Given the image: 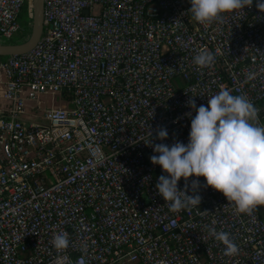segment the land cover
I'll use <instances>...</instances> for the list:
<instances>
[{
    "label": "built area",
    "instance_id": "1",
    "mask_svg": "<svg viewBox=\"0 0 264 264\" xmlns=\"http://www.w3.org/2000/svg\"><path fill=\"white\" fill-rule=\"evenodd\" d=\"M33 1L0 0V37L17 32L23 4L32 18ZM189 7L42 0L40 38L0 60L9 103L0 115V264H264V205L238 213L208 186L198 206L174 212L155 191L162 170L142 140L150 131L154 143L186 142L189 98L206 105L227 87L264 125V14L253 3L198 23ZM200 50L214 62L195 66ZM40 98L50 102L24 119L27 101ZM157 126L168 131L163 141ZM208 228L229 233L238 252L224 255ZM60 232L69 245L58 250L50 241Z\"/></svg>",
    "mask_w": 264,
    "mask_h": 264
},
{
    "label": "clouds",
    "instance_id": "2",
    "mask_svg": "<svg viewBox=\"0 0 264 264\" xmlns=\"http://www.w3.org/2000/svg\"><path fill=\"white\" fill-rule=\"evenodd\" d=\"M188 3V11L198 23L211 22L223 13L244 10L253 3L264 14V0H188ZM213 62L214 56L207 50L192 57L197 67H207ZM186 105L189 109L184 114L189 118L186 142L154 143L150 131L149 139L142 140L154 153L149 156L150 162L162 170L154 187L169 210L177 212L198 206L199 189L208 186L222 193L238 213H249L257 205H264V125L257 123V109L251 101L221 87L207 98L206 105L197 106L191 98ZM167 137V129L157 126L154 138L163 141ZM201 176L203 182L198 179ZM180 179L185 183L178 189ZM208 233L224 246V255L238 252L229 233L214 228H208ZM50 243L55 249H66L67 233L54 234Z\"/></svg>",
    "mask_w": 264,
    "mask_h": 264
},
{
    "label": "water",
    "instance_id": "3",
    "mask_svg": "<svg viewBox=\"0 0 264 264\" xmlns=\"http://www.w3.org/2000/svg\"><path fill=\"white\" fill-rule=\"evenodd\" d=\"M86 10H84L85 12ZM43 31L42 24V0L33 1L32 29L29 38L22 44H1L0 56H12L26 52L40 38ZM148 155V154H146Z\"/></svg>",
    "mask_w": 264,
    "mask_h": 264
},
{
    "label": "trees",
    "instance_id": "4",
    "mask_svg": "<svg viewBox=\"0 0 264 264\" xmlns=\"http://www.w3.org/2000/svg\"><path fill=\"white\" fill-rule=\"evenodd\" d=\"M18 30L10 38L0 37L1 44H22L31 33L32 18L28 17L26 5L23 4L17 15ZM8 56H0V60H5Z\"/></svg>",
    "mask_w": 264,
    "mask_h": 264
},
{
    "label": "crops",
    "instance_id": "5",
    "mask_svg": "<svg viewBox=\"0 0 264 264\" xmlns=\"http://www.w3.org/2000/svg\"><path fill=\"white\" fill-rule=\"evenodd\" d=\"M2 80H3V76H2V74H0V115L7 116V115H9V103L3 98ZM46 103H47L46 98H44V100H42V98H40L37 103L34 101H27L28 108H27V114L23 115L24 119L38 118L39 114L37 115V113L40 110H38L36 108V106L38 108H43L46 106Z\"/></svg>",
    "mask_w": 264,
    "mask_h": 264
},
{
    "label": "rangeland",
    "instance_id": "6",
    "mask_svg": "<svg viewBox=\"0 0 264 264\" xmlns=\"http://www.w3.org/2000/svg\"><path fill=\"white\" fill-rule=\"evenodd\" d=\"M14 35V34H13ZM42 100H44V98H42ZM56 101H57V99H56ZM45 102V101H44ZM47 102H50V100H48ZM64 103V100H61V101H57V103L56 104H58V105H61V104H63Z\"/></svg>",
    "mask_w": 264,
    "mask_h": 264
}]
</instances>
